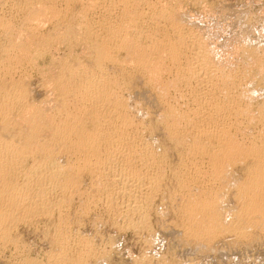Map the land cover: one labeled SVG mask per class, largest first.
Returning a JSON list of instances; mask_svg holds the SVG:
<instances>
[{
    "label": "rangeland",
    "instance_id": "rangeland-1",
    "mask_svg": "<svg viewBox=\"0 0 264 264\" xmlns=\"http://www.w3.org/2000/svg\"><path fill=\"white\" fill-rule=\"evenodd\" d=\"M112 2H111V0H98V1H96V0H62V1L61 0H0V54H1L0 55V57H1L0 58V90H1L0 91V99H1L0 100V109H1L0 110V115H1L0 116V126H1L0 127V135H3V133L7 134L8 132H10V134H11L12 129H13V132H15V133L12 132V137L15 134L16 136L14 135V137H16V139L18 137V139H17L18 141H19V138H22V139H20V141L21 140L23 141L24 136L21 137L20 135L25 134V136H26L27 132H25V131H28V133H29L33 129L35 132L37 131L38 136H40L41 135L39 133L40 131H42L41 133L43 134V130H44L43 126L46 125V128H47V125L51 122V120H54L55 118H57L61 115L58 112L59 111L58 110L59 104L62 105L61 107H63L64 109H67V111H69L71 113L77 112L78 115H80L81 120H83V122L85 124H87L86 126L88 129H90L92 126H95L96 123L97 122L99 123V120H100L101 125H106V124L107 125L109 124V126L114 125V127L117 128L118 131H121L122 128L120 127L121 125H120L119 121H117L115 118H112L113 114L115 113L114 110H116L114 107H112L113 105L110 106V109H109V106L107 108H106V106H103L104 104L99 105L98 107L103 106V107H101V108H103V110L101 109V113H99L100 115H98V117H101V118L100 119L98 118L99 120H97L95 118V116L92 113H90V112H92L91 110L95 109V107H93L94 105L92 106V104H89L88 102L86 104H84L85 103L84 99H82V96L80 95V93L78 91H76V87H75L76 82L75 81H76V78L80 74H82L81 71L85 72V69L89 70V69L95 67V65H96L95 61L96 60H95V53L94 52L96 49H94L95 48L94 46H99L105 42H112L114 40L113 36H111L112 30H114V28L117 29V27L122 29L123 28L122 26H125V27H127V29L128 28L129 29L127 31L125 30L124 38L121 37L119 39L120 40L119 43H118V41H115V43H113V45H115V44H117V45H115V47L112 46V48L110 50V55H109L110 58H108L107 60L105 59V61L103 62L104 67H102V69L104 68L103 72L106 73V75L111 80L116 81L117 88H115L116 86H113L114 92H118L120 90L119 92L121 94H120V96H118V98L124 99V101L126 99V101L124 102V105L126 104L124 111L126 113L128 112L127 116H129L131 118L132 122L134 123V124L133 123L131 124L132 127L129 125L130 127L128 126L129 128L127 127V129H125L126 132L125 131L124 132H125V134L129 133L128 135H130V137L134 135L136 138H134V139L128 138V139H124V140H122L123 138H121V140L118 141V145L121 142L126 141L125 142V144H127L126 147L129 146L131 148V145L134 142L135 143L138 142V144L143 143V144L147 145L146 148H148V150L152 151V153L150 151H144L146 154L144 152H142L140 154V153H138V149H136L137 151L136 152L134 151V153H133L134 156H133V154L128 155V158H127V154L124 155V156H126L125 158H126L127 162L124 161V159H125V158H123L124 156L120 157L121 159H119V162H118V160L116 162H114L112 165L113 166L112 171H111L112 173L110 171H108L112 175H114L113 178L115 179V180H113L114 184H112L113 188L111 187L112 191H113V196H112V194H111V196H109V194L106 196V195H104L106 193L100 191L99 187L101 185H99V184H102V182H101V181H103L102 177L104 176V174L108 173V172H106L107 170H105L102 175L99 174L98 172L97 173L99 175H96V172H95L96 170L94 168V165H95V167H97V164H96L95 160L87 159L88 162H86L87 161L86 159L85 160L81 159V157H79L76 153H75L76 154L75 155L74 152L72 153V152H70V150L68 152V150H67L69 148L68 144H61V145L59 144L58 149L56 151H55V149L52 150V151H54V153H52L53 157H51V159L52 160L55 159L54 161L57 164L64 167L62 169L65 170V172H64L65 175L68 173L67 175L73 176V180L71 179L72 177H69V180L71 179L69 182H73L75 179L76 180H75L74 184L73 183L70 184L68 182L69 186L67 184L66 186H68V187H66V189L64 191L63 190L61 191V189L58 187H53L54 189L50 188L51 186L49 185L50 187H48V184H47V186H43L44 188L48 189L46 191V193H44V194L42 193L46 197L45 198V197H43V195L39 194L38 192L36 193L37 190H35V189L38 188L37 179L36 178L31 179V177H30L29 179L27 178L28 181L25 183L26 186L29 185L28 187L25 186L26 187L25 189H27L28 192L21 195V194H19L18 189L16 190V188L12 187L13 189H11V190H16L18 193L16 191L15 192L12 191L15 195L11 192L13 194L12 196H6L7 198H9V200L6 198L8 201V204L5 203V202H7L5 198H2L4 200H1V198H0V204H1V206H0V214H1L0 215V221H1L0 222V227H1L0 228L1 229L0 230V238H1L0 239V264H33V263L34 264H50L51 261L54 259V257H56L58 255V253L59 254L61 253L60 255H62L64 262L67 264H70L71 262H76L78 260V258H82L83 260H85L84 262L85 263L87 262L86 264H100V263L101 264H185V263L186 264H264V235H263L264 234V232H263L264 226L263 225L261 226V224H260V226H259L260 228L258 229L257 225H259V223H257V222L252 223L250 221H245L247 223H244L243 225L247 226L246 227L247 231L245 230V227L242 228L243 226L240 225L239 226L240 231L237 230L238 234L240 232L242 233L243 230H244V232L242 234H239V235H237L236 231H234L236 233L235 234L232 229L231 230L229 229L230 232H229V230H226L223 233L220 232L221 234L217 233V235H215L216 237H214V238L212 236L210 237V236L205 235V237H202V240H201V238H199L198 239L199 241L197 240V238L190 237L189 235L187 237L186 232L188 231L187 228L190 227V226H188L189 222H186L184 224H182V223L184 222L185 219L188 220L189 218H187L186 215H183L184 213L182 211V207H179V204L183 203L182 200L186 201L189 195H190L189 196L190 199H194L195 196H198V194L200 193L198 191H202V188L200 189L201 183H200V181H197V182L194 181L193 180L194 178H192L193 175L196 173H194L193 171L190 170L192 167L189 166V157H191V156H189V154L191 155V153L189 152L187 154V152L182 151L183 146L175 145V146H177V147H175L174 145H172L170 143V140H168L169 138L167 136V133L164 131L165 129H164V124H163L162 120L164 119V117L168 116L170 105H172V106L175 105L174 107H172V108H175L174 109L175 111L184 112V113L189 112L188 109L190 111L195 110L194 107H196L197 104H199L200 102H201L200 106H203L205 103L203 104L202 99L198 103V98L196 95L198 94L201 97H203L202 95L204 94L205 89H207L208 87L205 88L206 85L204 83H203L204 86L202 83L199 86L198 84L200 82L195 80V79L193 80L191 77L188 76L189 74H187V76H186L187 78L188 77L191 78L190 81H188L189 84H188V82L187 83H185V82L181 83L180 82L181 80L179 79V77H175V76H177V74L174 75V71L176 72V70L174 69L175 68L174 67L175 65L173 62L174 60L169 55L167 50H164L166 52L162 53V54H164L163 56L160 55V56H162V58H160V60L162 59L163 61L161 60V63H156V65L158 64L157 67L160 66L159 64L162 65V66H160L162 68H160V67L158 68L161 70L156 71L158 69H155L156 72L154 74H156V75L151 76V78L148 77V76H150V74L148 72H145L139 66H137L138 64H137L135 59H137L138 57L137 58L134 57V59L131 58L134 54L140 56V54H141L140 49H143V48H141L140 45L143 46L144 44L149 43V41L151 39L157 38V40H154V41H158V42L167 41L169 39H172L171 41H173V40L175 41L176 38H173L175 36L174 33L172 34V31L170 32L171 26H169V23H168L169 21L167 19V16L170 13L169 15L172 14L174 19L178 18L176 21L180 22V25H181V28L183 29V31H185L187 29L186 30L187 34H188V32L191 31L190 35H189L190 38H188L189 37L188 36L187 37L188 39H186V40H188V43L186 42L188 44V48L190 49L189 43H191L190 40L192 39V36L195 35L196 37L197 36L200 37V40L203 41L202 43L203 44L205 43L204 46L205 47L207 46L206 48L209 49V51H208V49L205 48L206 52L209 54L208 55L209 58L211 59L210 62L213 61L212 63L216 64V65L212 64V67L216 66L215 68L213 67L214 71L217 70L216 72H217L218 77L221 74V77H219V78L222 79V81L228 82V80H229V82L231 83L232 80L234 81V80H236V78H237V80L240 78L238 80V83H237L238 85H236L233 88V89H235V88L236 89L235 90L231 89L232 93L237 94L239 92V89L241 90V92H244L245 94L247 93L245 91H248V92L251 91L250 93H247L246 96H245V94H243L244 96L242 94L239 95L240 92L237 95L238 98H239V96H241V97L243 96L242 98L240 97L239 99H243L246 102V103L245 102L243 103L242 100H239L241 105L244 106V104H246V105L250 104L249 106L245 105L247 107V111L249 109V111L246 114L247 117L246 116L232 117L233 119L230 118L231 122H229L230 126L228 125V127L230 129L229 131L231 132L230 134L234 135V136L236 135L235 139L238 140L240 143H243L244 141L246 142L248 140H251L252 138H254L257 135L256 134V133H258L257 131L261 130V126H263L262 121L259 120V117L261 115L259 112L261 110H264V108L260 109V108L264 107V87H263L264 86V54H263L264 53V0H195V1L194 0H128L126 3L129 4L130 6H128V5L126 6L125 5L126 3L124 4V2H122V1L121 2L120 1L119 2L112 1ZM108 3H112V4H108ZM152 6H154V7H152ZM110 7L112 8V10ZM149 7H151V8H149ZM172 7H173V9H172ZM175 8L177 10L179 9L178 12ZM37 9H38V11H37ZM121 9H123V10H121ZM129 9H131V10H129ZM56 10H58L59 12H57ZM53 11H56V12H53ZM79 11L82 13H80ZM124 11L127 12L126 13V15L128 14L127 16L124 13H122ZM159 11L161 14H163V17L166 16L165 17L166 20H165V18H163L161 16ZM153 12L156 14H154ZM40 13H42V14H40ZM55 13H57V14H55ZM177 13H179V14H177ZM36 14H38V15L36 16ZM81 14L83 16L84 15L85 16L83 17ZM122 14H123V16H122ZM51 15H52V17H51ZM136 15L137 16L141 15V16L137 17ZM157 15H159V16H157ZM175 15H177V18ZM119 16L123 17V18H120ZM130 16H133L132 17L133 20L130 21L131 23L129 22ZM151 16H153V17H151ZM192 16H194V17H192ZM31 17H33V18H31ZM36 18H38L39 20ZM125 19L129 23L126 21V24H125V22H124ZM35 20H37V21H35ZM147 20H149V21H147ZM29 21H31V22H29ZM166 21H167V23H166ZM181 21L183 23H181ZM59 22H60V24H59ZM123 23H124V25H123ZM185 23H186V25H185ZM39 24H40V26H39ZM42 24L44 27L42 26ZM66 24H68V25H66ZM106 24H109V25H106ZM111 24H112V26H111ZM118 24H120V27ZM129 24H131V25H129ZM215 25H217V26H215ZM38 26H39V28H38ZM163 26H165V27H163ZM165 28H167L168 30ZM11 29L13 31H11ZM161 29H162V31H161ZM107 30H108V32H107ZM166 30H167V33H166ZM197 31H199V32H197ZM9 32H11V33H9ZM63 32H65V33H63ZM48 33H49V35H48ZM22 34H24V35H22ZM16 36H17V38H16ZM110 36L112 37V39H110L111 38ZM219 36H220V38H218ZM65 37H66V39H65ZM126 37H127V39H126ZM105 38H106V40H104ZM201 38H205L206 40L205 39L203 40ZM26 39H28V40H26ZM15 40H17L18 42ZM121 40H122V44L120 43ZM132 40L136 41L134 43V45L137 43L135 45V47L136 48L140 47V49L134 48V45L132 44L131 47L134 50L132 49V50H130L131 52H129V54L131 53L132 56L131 55L125 56V53L127 54V52H126L127 50L123 46V44L125 42H131ZM138 40H139V42H138ZM44 42H46V44ZM206 42H208V43H206ZM210 42H212V43H210ZM13 43H15V44H13ZM139 43H140V45H138ZM12 44L15 47H13ZM20 44H22V45L20 46ZM35 44H37V45H35ZM119 44H120V47H122V48H119ZM11 47H12V49H10ZM131 47H130V49H131ZM247 48H248V50H247ZM21 49H23L22 52H21ZM38 51H40V52H38ZM133 51H134V53H133ZM146 51H148L147 53H150V54L152 53V52H150L151 50L150 51L146 50ZM2 52H4V53H2ZM11 52H12V55H11ZM111 52H112V54H111ZM153 52L155 53V51H153ZM161 52H163V51H161ZM147 53H146V55H147ZM211 53H213L212 54L213 56L210 55ZM150 54H148V55H150ZM181 54L183 57L182 56L180 57L179 56L180 54H179L178 58H176L175 61L181 63L180 60L182 59V63H184V58H185L184 56L185 55L183 53H181ZM136 55H134V56H136ZM63 57H65V58H63ZM113 57H114V59H112ZM178 59H180V60H178ZM114 60L117 61L118 64H117V62H114ZM132 60H135V61H132ZM249 62H251V63H249ZM252 63H254L255 65H253ZM63 66L65 68H68V69H65ZM248 66L251 68H248ZM69 67L70 68L72 67V70ZM83 67H86V68H83ZM60 68L62 69L61 71H60ZM245 68H247V70ZM75 70L77 72H75ZM64 71H65L66 78L64 75ZM78 71H79V74H78ZM4 72H5V74H4ZM66 72H68V73L70 72V73L68 74ZM71 72H73L75 74L74 75L75 77L74 76L72 77L73 73H71ZM157 72H158V74H157ZM245 72L248 74H246ZM243 73H245L246 75H244ZM222 74L224 75V77H222L223 76ZM69 75H71V76H69ZM236 75H238V76H236ZM58 76H60V77H58ZM61 76L62 77L64 76V77L61 78ZM67 76H68V79H67ZM156 76L157 77L160 76V77L157 78ZM154 77H156V79ZM70 78H72L71 79L72 81L70 80ZM189 78H188V80H189ZM152 79L155 80L156 82L157 81L158 82L156 83ZM169 79H171V81ZM175 79H177L178 81L177 80L175 81ZM223 79H225V80H223ZM64 80H66V81H64ZM47 81L50 82L51 85ZM239 81H240V84H239ZM151 82L154 83V85ZM168 82H170V83H168ZM227 82H222L221 86ZM65 83L67 84V86ZM155 83L157 84V86ZM162 83H164L165 85L163 84L161 86ZM52 84H54V85H52ZM55 84H57V86H55ZM72 84H74V85H72ZM168 84H170V85H168ZM10 85H12V86H10ZM130 85L132 86L131 88H130ZM187 85H189V86H187ZM64 86H65V89H64ZM155 86L157 88L160 87L159 89H161V90L158 91V89ZM163 86H167L169 88L166 89V87H164L166 89L165 90L163 88ZM61 87L63 90L61 89ZM71 87H72V89H71ZM73 88H74V90H73ZM172 88H174V89H172ZM199 88H203L204 91H203V89L200 90ZM237 88H238V91H237ZM163 89L165 92L163 91ZM177 89H179V90H177ZM123 90H125L127 92H124ZM66 91H68V92H66ZM161 91H163V92H161ZM75 92H76V94H75ZM77 92L79 93L80 96L77 95L78 94ZM22 93H24V94H22ZM201 93H203V94H201ZM216 93L218 94V96H221V95H219V93H221L220 91L216 90ZM12 95L14 98L12 97ZM75 95H77V96H75ZM163 95H164V98H162ZM192 96L194 99L192 98ZM248 96H249V98H248ZM250 97H253V99ZM4 98L6 99V101ZM20 98H22V99H20ZM159 98H162V99L159 100ZM244 98L246 100L248 99L249 103ZM12 99H14V100L12 101ZM82 101H84V102L82 103ZM251 101H253V102H251ZM78 102H80L81 105ZM204 102H206V101H204ZM43 104H44V106H43ZM184 105H185V107H184ZM261 105H262V107H261ZM10 106H11V108H10ZM45 106L46 107L49 106V107L46 108ZM56 106H58V107H56ZM127 106H130L131 108L127 107ZM12 107L14 109H12ZM42 108H44V109H42ZM30 109H33V110H30ZM107 109H108V112H107ZM104 110L107 112L106 114H105ZM127 110H129V111H127ZM31 111H32V114H31ZM11 112H12V114H11ZM79 112H81V113L79 114ZM164 112L166 113V115L164 114ZM37 113H38L39 117L37 116ZM258 113L260 115H258ZM47 114H48V116L49 115L50 116L49 117L46 116ZM58 114H60V115H58ZM30 115H31V117H30ZM54 115H57V116H54ZM105 115H107V116L109 115V117H107ZM4 116H6V117H4ZM91 116H92V118H91ZM2 117H4V118H2ZM11 117H12L13 123H12ZM31 118L34 119V121H32ZM52 118H54V119H52ZM105 118L106 119L108 118V119L106 120ZM254 118L256 120H254ZM26 119H28V121H29V119H31V120L28 122ZM43 119H45L46 121H44ZM87 119H89V120H87ZM113 119H115L116 121ZM10 121H11V123H10ZM15 121H17V122H15ZM48 121H50V122H48ZM109 122H111L112 124ZM263 122H264V120H263ZM21 123H23V124H21ZM140 123H142V124H140ZM18 125H19V127H18L19 130L17 128ZM39 125H41L42 127ZM6 127H7V129H6ZM23 127H25V128H23ZM30 127H32V128L30 129ZM38 128H41L43 130L38 131ZM9 129H11V130H9ZM35 129H37V130H35ZM45 130H44L45 135L44 134L43 135H44V138H47L46 131H48V130H46V131ZM19 131H20V135H18ZM21 131L23 134H21ZM10 134H9V136H11ZM43 135H41V136H43ZM41 138L44 140L43 137H39V139H41ZM100 138H101L100 142L102 145V144H104L103 142L106 140V138L105 137H100ZM43 140H40V141H43ZM132 140H134V141H132ZM61 147H63L65 150H63V148H61ZM129 147H128V149L126 148V153L131 151V149ZM112 148L115 149L116 146H114ZM33 151H34V153H33L34 155H32V157H33V159L36 158V160L39 157L43 158L46 155V153H48V152H46L45 149L43 151L40 148H37V150H33ZM137 153L140 154L141 156L138 155ZM42 154H44V155H42ZM144 154L147 156H145ZM153 154H155V157H154V159L150 160V162L151 161L152 162L151 163L147 162L145 159L152 157ZM143 155L145 157H142ZM186 155H188L189 157ZM77 156L79 158H76ZM32 157L29 156L26 159L27 161H25L26 164L22 163L21 168L20 167L17 168L18 172L15 171V174H13V176L15 177V178H13V180L14 181L16 180L15 183H19V184L23 183V181H22L23 178H24V181H26L25 174L28 171L27 168L29 169V167H31L29 165L33 161ZM79 159H80V162H79ZM131 159H133V160L131 161ZM170 159H171V161H170ZM89 160H91V161H89ZM141 160H143V161H141ZM144 161H146V162L144 163ZM94 162H95V164H94ZM129 162H132V163L129 164ZM135 162H136V164H135ZM182 162H184L185 164H188V165H185ZM115 163H116V167H118V168H126V165L128 168L132 167V166L135 168L139 163L142 164V166H140V165L138 166V168L142 167V170H140L141 172L139 171V169L137 167H136V169H138L137 172L141 173L140 176L142 177L140 179V181L138 180V182L140 184H137V185H139V187H140V185L143 186L142 187L143 189H141V187L136 188V184H135V186H133V189L135 191L132 189L133 190L132 192H134L133 197L131 199L132 203L130 201V198H129V200H127V202L130 204L129 207L131 206V204H133V202H135V204H133L130 207L133 210V206L135 205L133 212L129 207L128 208L126 207L127 206L126 204H128L125 202V199L127 198V196L123 195V192H121L122 191L121 187L119 186L122 184L121 182L123 181L122 180L123 177L121 178V175H123V174L120 173L121 170H119L118 168H115ZM146 163H148V164H146ZM117 164H119V165L117 166ZM134 164H135V166H134ZM181 164H184L185 166L182 165L183 166L182 167ZM240 164H241V161L237 163V166H235L236 168L233 167L234 165L231 166V168L232 167L234 168V169L232 168L233 172H231V169H229L230 168V166H229L228 171L230 173L228 171L227 172L229 174L226 172L227 177L225 176L226 178H223L224 181L222 183V186L221 185L218 186L217 190L221 191L222 189L225 188V190L227 191L228 189L234 190L233 188H236V186H237L236 181L231 180L230 178H232V179H234V177L237 178V175H238V177L242 176L240 173L242 172V174H243V167ZM66 165H67V167H66ZM120 165H121V167H120ZM207 166H208V164H206V162H204L203 163V169H206L208 172L206 170H203V169L202 170L205 173L207 172L206 174H209V176L205 175V173L202 171L203 173L201 172V175L202 176L204 175L205 178L210 177V173H209L210 170L208 168L209 166L208 167ZM187 167H188V169H187ZM80 168L82 171L80 170ZM21 169H22V171H21ZM115 169H116V172L114 171ZM93 170H95V171H93ZM187 170H188V172H187ZM23 171H25L26 173H24ZM182 172H183V174H182ZM75 173L76 174L78 173L77 176ZM157 173L159 176H156ZM162 174H164V175H162ZM230 174H232L233 176L235 175V176L230 177L229 176ZM98 176L99 177L101 176V177L99 178ZM143 176H144V178H143ZM116 177L119 179H117ZM93 178H95V179H93ZM157 178H158V180L163 182V184L160 181H157ZM227 178H229L230 181ZM30 179H31V181H30ZM98 179H100V180L102 179L101 181H99V184L97 183ZM143 179H145V180H143ZM186 179L192 180V183H189V184L183 183L184 180H186ZM238 179H240V177ZM81 180H83V181H81ZM150 180H152V181H150ZM154 180L157 182H155ZM32 181H34V182L32 183ZM118 181L119 182L121 181V182L119 183ZM166 181H167V183H166ZM36 182H37V186H36V184L34 185V183H36ZM233 182H235V183H233ZM172 183H173V185H172ZM225 184H227V186L229 188H226L227 186ZM234 184H236V185H234ZM30 185L32 186V188H35V189L31 190ZM117 185H118V188L116 187ZM230 185H231V188H230ZM189 186H191L192 188ZM220 187H222L221 190H220ZM1 188L2 187L0 186V189ZM56 188L58 191L57 190L55 191ZM186 188H187V190H189L190 192H193V193L198 190L197 191L198 194L197 193L193 194V193H190L189 191L186 192ZM92 189L95 191H93ZM119 189L121 191H119ZM195 189H196V191H194ZM51 190H54V191H51ZM140 190H142V191H140ZM69 191L71 192V194ZM226 191L222 190L220 192L221 194H222V192L224 194L223 200H222V196H219L220 193H218V196L221 198V200L218 202L221 203V204H219V207H220V205H221V207L223 205L224 207L226 206L225 207L226 209L231 208L229 211H227L226 209H224V207H222V208L220 207L221 211L223 209L225 210V212L227 211L226 212L227 214L224 211H222V212L225 213V215H227L226 218H225V215H223L224 216L223 219H225L224 223H226V225H228L227 221L230 222V221H232V219H234V223L237 222L236 218H238V215H235L237 217H230V218H228V217L234 216L233 214H234L236 208L238 210L240 208L239 207L240 205H237L238 202L235 203L236 205H234V202H236V201H234L235 198H233L234 197L233 194L235 193V191H231V192L229 190H228L229 192L228 191L226 192ZM67 192H68V194H66ZM74 192H75V194H74ZM171 192H173V193H171ZM179 192H181V193H179ZM183 192L185 194L184 197L182 196ZM79 193H81V194H79ZM84 193H86V194H84ZM100 193L103 195H100ZM121 193H122V195H121ZM135 193H140L141 196L139 194H136V195H138V197L141 200L138 197H137V200H136V198H134V197H136ZM144 193H145V195H144ZM147 193L149 194V196ZM37 194H38V196H37ZM72 194H74V195H72ZM39 195H40V198H38ZM79 195H80V197H79ZM87 195H89V196H87ZM123 196H125V197L123 198ZM24 197H25V199H24ZM95 197H97L98 199ZM181 197L184 199H181ZM12 198L14 200L16 199L15 201H13L14 203H12ZM70 198L72 199V201ZM91 198L94 200H92ZM133 198L136 201H134ZM62 199H64V200H62ZM41 200L42 201L44 200L43 201V202H45V203H43L44 205H46V204L52 205L50 207L48 206L49 209H48V211H46V213L43 211L41 212L39 210L38 204L40 203ZM52 200H53V202H52ZM138 200H139V202H138ZM224 200H226V201H224ZM120 201H121V204H122V202H124L125 204H122L123 206H121ZM171 201H173V202L175 201V202L173 203ZM221 201H223L225 204H222L223 202H221ZM5 204H7V206ZM78 205H79V207H78ZM116 205H118V206L116 207ZM181 205L182 204H180V206ZM107 206L109 207V209H107L108 208ZM233 206H236L234 210H233V208H234ZM21 208H23L24 210H22ZM1 209L2 210L4 209V210L2 211ZM7 209H9L10 211ZM126 210H128L130 212H128ZM5 211H6V213H5ZM198 211L199 210H197V214L199 216L201 214V212L200 211L198 212ZM9 212L12 213V215ZM180 212L183 214H180ZM231 212H232V214H231ZM8 213H9V215H8ZM235 213H238V211ZM118 214H119V216H118ZM197 214H196V216H197ZM16 216H18V217H16ZM138 216H139V218H138ZM183 216L184 217L186 216V218H183ZM140 217H142V218H140ZM182 218H183V221L181 220ZM190 219L189 220L192 221V218H190ZM6 220L8 222L7 224L5 223ZM2 221L5 223V225ZM129 221H131L133 224ZM248 222H250L252 225L250 223L248 224ZM181 224L184 226H182ZM186 224H187V226H186ZM231 224H233V221ZM253 225H255L256 228ZM11 226H13V227H11ZM53 228L55 231L53 230ZM184 228H186V229H184ZM68 229H70V230H68ZM260 229H261V231H260ZM185 230H187V231H185ZM246 232H247V234H245ZM261 232H263V234ZM59 233H60V236L62 235V237L58 236ZM244 234H245V236H244ZM241 235H243V236H241ZM82 236L84 238H82ZM208 237H210V239ZM188 238H190L191 240ZM187 239L189 241H187ZM56 240L59 242H57ZM81 240L82 241L85 240V243H84V241L82 242ZM4 241H5V243H4ZM193 242H194V244H193ZM60 243H62V244L60 245ZM86 243H88V244H86ZM64 248H66V249H64ZM61 250H63V251H61ZM88 250H89V252H88ZM86 251H87V253H85ZM82 252H84V254ZM80 254H83L84 256L82 257ZM87 254H88V256H87ZM97 262H100V263H97ZM85 263H83V264H85Z\"/></svg>",
    "mask_w": 264,
    "mask_h": 264
},
{
    "label": "bare ground",
    "instance_id": "bare-ground-1",
    "mask_svg": "<svg viewBox=\"0 0 264 264\" xmlns=\"http://www.w3.org/2000/svg\"><path fill=\"white\" fill-rule=\"evenodd\" d=\"M62 1V0H61ZM96 1H98V0H96ZM112 1H116V2H124V4L128 1V0H111V2ZM195 1V0H194ZM56 2V1H55ZM65 2V1H64ZM81 2V1H80ZM105 2V1H104ZM39 3V2H38ZM37 3V4H38ZM113 3V2H112ZM112 3H108V4H112ZM148 3V2H147ZM97 4V3H96ZM123 4V3H122ZM175 4V3H174ZM194 4V3H193ZM126 6L128 5V6H130L129 4H125ZM124 5V6H125ZM164 5V4H163ZM179 5V4H178ZM66 6V5H65ZM96 6V5H95ZM114 6V5H113ZM125 6V7H126ZM136 6V5H135ZM139 6V5H138ZM18 7V6H17ZM27 7V6H26ZM67 7V6H66ZM122 7V6H121ZM152 7H154V6H152ZM32 8V7H31ZM94 8V7H93ZM111 8V7H110ZM127 8V7H126ZM147 8V7H146ZM149 8H151V7H149ZM99 9V8H98ZM105 9V8H104ZM142 9V8H141ZM172 9H173V7H172ZM176 9V8H175ZM26 10V9H25ZM83 10V9H82ZM111 10H112V8H111ZM115 10V9H114ZM121 10H123V9H121ZM125 10V9H124ZM129 10H131V9H129ZM177 10V9H176ZM175 10V11H176ZM179 10V9H178ZM178 10H177V12H178ZM184 10V9H183ZM37 11H38V9H37ZM57 12H59L58 10H56ZM56 11H53V12H56ZM81 11V10H80ZM79 11V12H80ZM110 11V10H109ZM127 11V10H126ZM126 11H124V12H122V13H124L125 15H126ZM133 11V10H132ZM164 11V10H163ZM84 12V11H83ZM113 12V11H112ZM146 12V11H145ZM37 13V12H36ZM80 13H82V12H80ZM130 13V12H129ZM147 13V12H146ZM154 13V12H153ZM159 13H160V11H159ZM174 13V12H173ZM176 13V12H175ZM199 13V12H198ZM203 13V12H202ZM40 14H42V13H40ZM54 14V13H53ZM55 14H57V13H55ZM72 14V13H71ZM116 14V13H115ZM132 14V13H131ZM154 14H156V13H154ZM161 14V13H160ZM166 14V13H165ZM168 14V13H167ZM170 14V13H169ZM168 14V16H167V19H168V23H169V26H171V30H170V32L172 31V34L174 33V37L173 38H176L175 39V41L173 40V41H171L172 39H169V40H167V41H160V42H158V41H154V40H157V38L156 39H151L150 41H149V43H146V44H144L143 46L142 45H140V43L138 44V45H140L141 46V48H143V49H140V47H137L138 49H140V51H141V54H140V56H138V55H136V54H134V55H136V56H132L131 55V53L129 54V52H131L130 50H132L133 48L131 47L132 46V44L134 45V43L136 42V41H134V40H132L131 42H125L124 44H123V46L126 48V52H127V54L125 53V56L126 55H131L132 57V59H134V57H138L137 59H135L136 60V62H137V66H139L142 70H144L145 72H148L149 74H150V76H148L149 78H151V76H155L156 74H154L156 71H159V70H161V69H158L160 66H162L161 64H159L160 66L159 67H157V65H156V63H161V60H160V58H162V56L164 55V54H162V53H164V52H166V51H164V50H167L168 51V53H169V55L173 58V62H174V69L176 70V72L174 71V75H176L177 74V76H175V77H179V79L181 80L180 82L182 83V82H185V83H187L188 81H190V79L192 78L193 80L195 79V80H197V81H199L200 83L198 84L199 86H200V84L202 83H204L205 85H206V87L205 88H207V89H205V91H204V89L203 88H199L200 90L201 89H203V91H204V94L203 93H201V94H203L202 96L203 97H201L200 95H196L197 96V98H198V103L201 101V99H202V101H203V106H200V103L199 104H197V106L196 107H194L195 108V110H193V111H190L189 109H188V111L189 112H177V111H175L174 109L175 108H172V107H174V106H172V105H170V108H169V114H168V116H166V117H164V119L162 120V122H163V124H164V131L167 133V136H168V140H170V143L172 144V145H178V146H183V149H182V151H185V152H187V154L190 152L191 153V155L189 154V156H191V157H189L188 155H186V156H188L189 157V166L190 167H192L190 170L191 171H193L194 173H196V174H194L193 175V177L192 178H194L193 180L194 181H200V183H201V187H200V189L202 188V191H198V192H200L199 194H198V192L196 191V189L194 190V191H196V192H190L189 190H187V188H186V192L187 191H189L190 193H193V194H195V193H197L198 194V196H195V198L194 199H190L189 198V196H188V198H187V200L186 201H184V200H182V202L184 203H180V204H182L181 206H180V204H179V207H182V211H183V213H181L180 212V214H183V215H186L187 216V218H192V221H190L189 219L187 220V219H185L184 220V222L182 223V224H184V223H186V222H189L188 223V226H190V227H188L187 229H188V231L187 230H185V231H187L186 232V235H187V237H188V235L190 236V237H194V238H197V240L199 239V238H201V240H202V237H205V235L206 236H212L213 238L214 237H216L215 235H217V233H220V232H224V231H226V230H233V232L234 231H236L237 232V230H239V226L241 225V226H243L242 228H244L245 227V230L247 229L246 227L247 226H244L243 224L244 223H247V222H245V221H250V222H257V223H259V225H257L258 226V229L260 228L259 226H260V224H261V226L263 225L264 226V122H263V118H264V110H261L259 113L261 114H259L258 113V115H260V117H259V120L260 121H262V125L263 126H261V130L260 131H257L258 133H256L257 135L254 137V138H252L251 140H248V141H244L243 143H240L238 140H236L235 139V136L234 135H231L230 133V129H229V127H228V125H229V122H231L230 121V118H232V117H238V116H241V117H243V116H246L247 117V112L249 111V109H248V111H247V105L249 106L250 104H244V106L243 105H241V103H240V101L239 100H242L243 101V103L245 102L243 99H239L241 96H239V98L237 97V95H238V93L240 92V94L239 95H243V94H245L244 92H241V90L239 89V92L237 93V94H233L232 93V91H231V89H233L236 85H238L237 83H238V80L240 79H238L237 80V78H236V80H232L231 81V83L229 82V80H228V82L227 81H222V79H220L219 77H221V74L219 75V77L217 76V70L216 71H214V69H213V67L215 68L216 66H213L212 67V64H214V63H212V62H210V58H209V54L206 52V49H208V48H206L205 46H204V44L202 43L203 41H201L200 40V37H196L194 34V36H192V39L190 40V42L191 43H189V47H190V49L188 48V40H186V39H188V38H190V32H188V34H187V32H186V30L185 31H183V29L181 28V25H180V22H178V21H176L178 18H177V15H175L176 16V18L177 19H174V17L172 16V14L171 15H169ZM177 14H179V13H177ZM3 15V14H2ZM38 14H36V16H37ZM64 15V14H63ZM82 15V14H81ZM121 15V14H120ZM128 15V14H127ZM126 15V16H127ZM182 15V14H181ZM28 16V15H27ZM35 16V17H36ZM49 16V15H48ZM56 16V15H55ZM58 16V15H57ZM83 16V15H82ZM85 16V15H84ZM83 16V17H84ZM117 16V15H116ZM122 16H123V14H122ZM125 16V17H126ZM137 16V15H136ZM141 16V15H140ZM140 16H137V17H140ZM157 16H159V15H157ZM161 16L163 17V14H161ZM39 17V16H38ZM44 17V16H43ZM51 17H52V15H51ZM96 17V16H95ZM120 17V16H119ZM133 16H130V19L132 18ZM151 17H153V16H151ZM166 17V16H165ZM165 17H163V18H165ZM192 17H194V16H192ZM31 18H33V17H31ZM59 18V17H58ZM120 18H123V17H120ZM119 18V19H120ZM128 18V17H127ZM126 18V19H127ZM162 18V19H163ZM182 18V17H181ZM6 19V18H5ZM19 19V18H18ZM36 19H38V18H36ZM54 19V18H53ZM113 19V18H112ZM125 19V24H126V20ZM129 19V22L130 21H132L133 20V18L130 20ZM194 19V18H193ZM23 20V19H22ZM25 20V19H24ZM29 20V19H28ZM32 20V19H31ZM39 20V19H38ZM121 20V19H120ZM123 20V19H122ZM165 20H166V18H165ZM164 20V21H165ZM188 20V19H187ZM195 20V19H194ZM35 21H37V20H35ZM145 21V20H144ZM147 21H149V20H147ZM153 21V20H152ZM183 21V20H182ZM181 21V23H183ZM189 21V20H188ZM29 22H31V21H29ZM41 22V21H40ZM44 22V21H43ZM118 22V21H117ZM123 22V21H122ZM128 22V21H127ZM128 22V23H129ZM135 22V21H134ZM133 22V23H134ZM154 22V21H153ZM187 22V21H186ZM197 22V21H196ZM34 23V22H33ZM39 23V22H38ZM105 23V22H104ZM115 23V22H114ZM131 23V22H130ZM165 23V22H164ZM166 23H167V21H166ZM202 23V22H201ZM217 23V22H216ZM54 24V23H53ZM59 24H60V22H59ZM58 24V25H59ZM69 24V23H68ZM68 24H66V25H68ZM171 24V25H170ZM193 24V23H192ZM6 25V24H5ZM76 25V24H75ZM78 25V24H77ZM106 25H109V24H106ZM115 25V24H114ZM119 25V27H120V24H118ZM123 25H124V23H123ZM128 25V24H127ZM126 25V26H127ZM129 25H131V24H129ZM164 25V24H163ZM185 25H186V23H185ZM23 26V25H22ZM39 26H40V24H39ZM39 26H38V28H39ZM42 26H43V24H42ZM61 26V25H60ZM111 26H112V24H111ZM116 26V25H115ZM122 26V25H121ZM215 26H217V25H215ZM21 27V26H20ZM44 27V26H43ZM80 27V26H79ZM107 27V26H106ZM123 28L121 29V28H118L117 27V29L116 28H114V30H112V35L111 36H113V41L112 42H105V43H103V44H101V45H99V46H94L95 48L94 49H96L95 50V67L94 68H91V69H89V70H86L85 69V72H83V71H81V73L82 74H80L77 78H76V84H75V87H76V91H78L79 93H80V95L82 96V99H84V101H85V103L84 104H86L87 102L89 103V104H92V106L93 107H95V109L94 110H91L92 112H90V113H92L94 116H95V118L97 119V120H99L101 117H98V115H100L99 113H101V109L103 110V108H101V107H103V106H106V108L109 106V109H110V106H112V107H114L116 110H114L115 111V113L113 114V117L112 118H115L117 121H119V123H120V127L122 128V130L121 131H118V129L117 128H115L114 127V125H110L109 126V124L107 125H101L100 124V120H99V123L97 122L96 123V125L95 126H92L90 129H88L87 128V124H85L84 122H83V120H81V117H80V115H78V113L77 112H69V111H67V109H64L63 107H61L62 105H58L59 106V108H58V112L61 114H58V115H60L59 117H57V118H52V119H54V120H51V122L50 121H48V122H50L48 125H47V128H46V125L45 126H43L44 127V130L46 129V130H48V131H46V135H47V138H44V130L43 129H41V128H38V131H40V130H43V134L41 133L42 131H40L39 133L41 134V135H43V136H38V133H37V131L35 132L33 129L28 133V131H25V132H27V135L25 136V134L24 135H20V131H19V133H18V135H20L21 137L22 136H24L23 137V141L21 140L20 141V139H22V138H19V141L17 140L18 139V137H17V139H16V137H14V135H13V137H12V132H13V129H12V132H11V134H10V132H8L11 136H9V134L7 133V134H4L3 132V135H0V186L2 187L1 189H0V198H1V200H4V199H2V198H7L6 196H12L14 193L12 192V191H16L17 189H18V192H19V194H24V193H26V192H28L27 191V189H25L26 187H28V186H26V182L28 181L27 180V178L29 179L30 177H31V179L32 178H36L37 179V181H38V188H32V186H31V190L32 189H35V190H37L36 191V193L38 192L39 194H41V195H43L44 193H46V191L48 190V189H46V188H44L43 186H47V184H48V187H50V188H53V187H58V188H60L61 189V191L63 190H65L66 189V187H68L69 186V184H68V182L72 179L73 180V176H71V175H65V170L64 169H62V168H64L63 166H61V165H59V164H57L54 160H52L51 159V157H53L52 156V153H54V151H52L53 149H55V151L58 149V145L60 144H68L69 145V148L67 149L68 150V152H69V150H70V152H74V154L76 153L79 157H81V159H83V160H87V159H93V160H95V162H96V164H97V167H95V165H94V168H95V170H93V171H95L96 172V175H99V174H103L104 173V171L105 170H107L106 172H108V171H112V165H113V163L114 162H116L117 160H118V162H119V159H121L120 157H122V156H124V155H126L127 154V158H128V155H132L133 153H134V151L136 152L137 150L136 149H138V153H142V152H144V151H150L151 153H152V151L151 150H148V148H146V146L147 145H145V144H143V143H139L138 144V142L137 143H133L132 145H131V148L129 147V146H127L126 147V145L127 144H125V142H121L119 145H118V141H120L121 140V138H123L122 140H124V139H130V138H136L134 135L133 136H131L130 137V135H128L129 133H126L125 134V132H126V130L125 129H127V127L130 125L131 126V124L133 123L132 122V120H131V118L129 117V116H127V113L124 111V109H125V105H124V102L126 101V99H125V101H124V99H121V98H118V96H120V90L118 91V92H114V89H113V86H116V81L115 80H111L107 75H106V73H104L103 72V69H102V67H104L103 66V62L105 61V59L107 60L108 58H110V50H111V48H112V46L113 47H115V45H117V44H115V45H113V43H115V41H118V43H119V39L121 38V37H123L124 38V33H125V30L127 31L128 29H127V27H125V26H122ZM130 27V26H129ZM163 27H165V26H163ZM188 27V26H187ZM186 27V28H187ZM196 27V26H195ZM14 28V27H13ZM12 28V29H13ZM71 28V27H70ZM75 28V27H74ZM108 28V27H107ZM126 28V29H125ZM156 28V27H155ZM162 28V27H161ZM184 28V27H183ZM213 28V27H212ZM5 29V28H4ZM10 29V28H9ZM11 29V31H13ZM33 29V28H32ZM41 29V28H40ZM56 29V28H55ZM58 29V28H57ZM80 29V28H79ZM113 29V28H112ZM132 29V28H131ZM136 29V28H135ZM157 29V28H156ZM165 29H167V28H165ZM209 29V28H208ZM217 29V28H216ZM15 30V29H14ZM29 30V29H28ZM36 30V29H35ZM67 30V29H66ZM72 30V29H71ZM91 30V29H90ZM168 30V29H167ZM167 30H166V33H167ZM18 31V30H17ZM111 31V30H110ZM109 31V32H110ZM131 31V30H130ZM145 31V30H144ZM161 31H162V29H161ZM59 32V31H58ZM100 32V31H99ZM107 32H108V30H107ZM197 32H199V31H197ZM209 32V31H208ZM9 33H11V32H9ZM13 33V32H12ZM22 33V32H21ZM63 33H65V32H63ZM89 33V32H88ZM94 33V32H93ZM128 33V32H127ZM153 33V32H152ZM224 33V32H223ZM15 34V33H14ZM53 34V33H52ZM59 34V33H58ZM69 34V33H68ZM86 34V33H85ZM147 34V33H146ZM155 34V33H154ZM165 34V33H164ZM187 34V35H186ZM201 34V33H200ZM19 35V34H18ZM22 35H24V34H22ZM34 35V34H33ZM32 35V36H33ZM48 35H49V33H48ZM54 35V34H53ZM60 35V34H59ZM101 35V34H100ZM138 35V34H137ZM140 35V34H139ZM162 35V34H161ZM169 35V34H168ZM167 35V36H168ZM192 35V34H191ZM66 36V35H65ZM68 36V35H67ZM72 36V35H71ZM75 36V35H74ZM110 36V37H111ZM126 36V35H125ZM153 36V35H152ZM189 36V37H188ZM52 37V36H51ZM96 37V36H95ZM169 37V36H168ZM188 37V38H187ZM10 38V37H9ZM16 38H17V36H16ZM50 38V37H49ZM82 38V37H81ZM84 38V37H83ZM122 38V39H123ZM132 38V37H131ZM149 38V37H148ZM172 38V37H171ZM206 38V37H205ZM205 38H201V39H205ZM218 38H220V36L218 37ZM19 39V38H18ZM57 39V38H56ZM65 39H66V37H65ZM88 39V38H87ZM102 39V38H101ZM110 39H112V37L110 38ZM126 39H127V37H126ZM130 39V38H129ZM140 39V38H139ZM167 39V38H166ZM26 40H28V39H26ZM30 40V39H29ZM83 40V39H82ZM86 40V39H85ZM104 40H106V38L104 39ZM206 40V39H205ZM15 41H17V40H15ZM38 41V40H37ZM46 41V40H45ZM65 41V40H64ZM67 41V40H66ZM75 41V40H74ZM103 41V40H102ZM128 41V40H127ZM147 41V40H146ZM18 42V41H17ZM78 42V41H77ZM85 42V41H84ZM97 42V41H96ZM138 42H139V40H138ZM187 42V43H186ZM26 43V42H25ZM45 44H46V42H44ZM121 44H122V40H121V42H120ZM206 43H208V42H206ZM210 43H212V42H210ZM3 44V43H2ZM11 44V43H10ZM13 44H15V43H13ZM12 44V45H13ZM99 44V43H98ZM137 44V43H136ZM135 44V45H136ZM187 44V45H186ZM22 44H20V46H21ZM24 45V44H23ZM31 45V44H30ZM35 45H37V44H35ZM42 45V44H41ZM87 45V44H86ZM135 45H134V48H136L135 47ZM137 45V46H138ZM207 45V44H206ZM243 45V44H242ZM10 46V45H9ZM45 46V45H44ZM43 46V47H44ZM93 46V45H92ZM122 46V45H121ZM13 47H15L14 45H13ZM23 47V46H22ZM21 47V48H22ZM37 47V46H36ZM87 47V46H86ZM118 47V46H117ZM123 47V48H124ZM130 47H131V49H130ZM219 47V46H218ZM224 47V46H223ZM247 47V46H246ZM27 48V47H26ZM38 48V47H37ZM119 48H122V47H120V44H119ZM136 48V49H137ZM206 48V49H205ZM210 48V47H209ZM10 49H12V47L10 48ZM14 49V48H13ZM16 49V48H15ZM30 49V48H29ZM93 49V50H94ZM223 49V48H222ZM22 50L23 49H21V52H22ZM114 50V49H113ZM121 50V49H120ZM119 50V51H120ZM134 50V49H133ZM146 50H151L150 52H152L151 54L150 53H147L148 51H146ZM211 50V49H210ZM224 50V49H223ZM247 50H248V48H247ZM20 51V50H19ZM48 51V50H47ZM55 51V50H54ZM145 51V52H144ZM153 51H155V53L153 52ZM161 51H163V52H161ZM182 51V52H181ZM208 51H209V49H208ZM238 51V50H237ZM7 52V51H6ZM20 52V53H21ZM38 52H40V51H38ZM183 53L185 56V58H184V63H182V59L180 60V59H178V60H180V62L181 63H179V62H176L175 60H176V58H178V55L181 57L182 56V54L181 53ZM223 52V51H222ZM2 53H4V52H2ZM133 53H134V51H133ZM132 53V54H133ZM146 53H147V55H146ZM243 53V52H242ZM15 54V53H14ZM24 54V53H23ZM63 54V53H62ZM85 54V53H84ZM88 54V53H87ZM111 54H112V52H111ZM114 54V53H113ZM148 54H150V55H148ZM213 53H211L210 55H212ZM264 54V53H263ZM1 55V54H0ZM11 55H12V52H11ZM42 55V54H41ZM91 55V54H90ZM93 55V54H92ZM118 55V54H117ZM160 55H162V56H160ZM257 55V54H256ZM23 56V55H22ZM124 56V57H125ZM166 56V55H165ZM213 56V55H212ZM224 56V55H223ZM227 56V55H226ZM7 57V56H6ZM12 57V56H11ZM40 57V56H39ZM123 57V58H124ZM183 57V56H182ZM255 57V56H254ZM1 58V57H0ZM15 58V57H14ZM63 58H65V57H63ZM212 58V57H211ZM223 58V57H222ZM240 58V57H239ZM9 59V58H8ZM24 59V58H23ZM60 59V58H59ZM112 59H114V57L112 58ZM213 59V58H212ZM221 59V58H220ZM252 59V58H251ZM92 60V59H91ZM135 60H132V61H135ZM177 60V61H178ZM259 60V59H258ZM261 60V59H260ZM5 61V60H4ZM16 61V60H15ZM19 61V60H18ZM89 61V60H88ZM123 61V60H122ZM131 61V60H130ZM163 61V60H162ZM216 61V60H215ZM226 61V60H225ZM250 61V60H249ZM254 61V60H253ZM21 62V61H20ZM64 62V61H63ZM84 62V61H83ZM114 62H117V61H115L114 60ZM121 62V61H120ZM2 63V62H1ZM135 63V62H134ZM217 63V62H216ZM249 63H251V62H249ZM94 64V63H93ZM117 64H118V62H117ZM120 64V63H119ZM128 64V63H127ZM131 64V63H130ZM226 64V63H225ZM229 64V63H228ZM253 65H255L254 63H252ZM258 64V63H257ZM261 64V63H260ZM9 65V64H8ZM84 65V64H83ZM87 65V64H86ZM108 65V64H107ZM121 65V64H120ZM133 65V64H132ZM135 65V66H136ZM214 65H216V64H214ZM252 65V66H253ZM93 66V65H92ZM166 66V65H165ZM218 66V65H217ZM225 66V65H224ZM250 66V65H249ZM248 66V68H251V67H249ZM64 67V66H63ZM164 67V66H163ZM171 67V66H170ZM231 67V66H230ZM43 68V67H42ZM65 68V67H64ZM70 68V67H69ZM83 68H86V67H83ZM90 68V67H89ZM108 68V67H107ZM160 68H162V67H160ZM222 68V67H221ZM225 68V67H224ZM257 68V67H256ZM255 68V69H256ZM3 69V68H2ZM65 69H68V68H65ZM71 70H72V67L70 68ZM69 69V70H70ZM76 69V68H75ZM121 69V68H120ZM155 69H158V70H156L155 71ZM168 69V68H167ZM218 69V68H217ZM220 69V68H219ZM246 70H247V68H245ZM52 70V69H51ZM62 69L60 68V71H61ZM68 70V71H69ZM74 70V69H73ZM77 70V69H76ZM75 70V72H77ZM82 70V69H81ZM262 70V69H261ZM2 71V70H1ZM80 71V70H79ZM79 71H78V74H79ZM98 71V72H97ZM169 71V70H168ZM245 71V70H244ZM7 72V71H6ZM51 72V71H50ZM119 72V71H118ZM216 72V73H215ZM236 72V71H235ZM248 72V71H247ZM48 73V72H47ZM60 73V72H59ZM66 73H68V72H66ZM70 73V72H69ZM68 73V74H69ZM71 73H73V72H71ZM163 73V72H162ZM220 73V72H219ZM229 73V72H228ZM246 73V72H245ZM243 73L244 75H246V74H248V73ZM252 73V72H251ZM4 74H5V72H4ZM53 74V73H52ZM51 74V75H52ZM62 74V73H61ZM147 74V73H146ZM157 74H158V72H157ZM165 74V73H164ZM187 74H189L188 76L189 77H191V78H189V80H188V78L186 77L187 76ZM227 74V73H226ZM225 74V75H226ZM253 74V73H252ZM64 75H65V71H64ZM75 74L73 73V75H72V77L74 76ZM141 75V74H140ZM161 75V74H160ZM223 75V74H222ZM69 76H71V75H69ZM77 76V75H76ZM227 76V75H226ZM236 76H238V75H236ZM241 76V75H240ZM243 76V75H242ZM11 77V76H10ZM54 77V76H53ZM58 77H60V76H58ZM64 77V76H63ZM62 76H61V78H63ZM75 77V76H74ZM157 77V76H156ZM156 77H154L155 79H156ZM158 77H160V76H158ZM157 77V78H158ZM162 77V76H161ZM222 77H224V75L222 76ZM7 78V77H6ZM65 78H66V75H65ZM153 78V77H152ZM228 78V77H227ZM59 79V78H58ZM67 79H68V76H67ZM66 79V80H67ZM72 78H70V80H71ZM74 79V78H73ZM119 79V78H118ZM178 79V78H177ZM177 79H175V81L177 80ZM246 79V78H245ZM66 80H64V81H66ZM75 80V79H74ZM153 80V79H152ZM170 81H171V79H169ZM168 80V81H169ZM221 80V81H220ZM223 80H225V79H223ZM255 80V79H254ZM261 80V79H260ZM10 81V80H9ZM72 81V80H71ZM70 81V82H71ZM118 81V80H117ZM151 81V80H150ZM149 81V82H150ZM153 81H155V80H153ZM152 81V82H153ZM174 81V82H175ZM178 81V80H177ZM4 82V81H3ZM17 82V81H16ZM48 82V81H47ZM69 82V81H68ZM67 82V83H68ZM74 82V81H73ZM72 82V83H73ZM123 82V81H122ZM137 82V81H136ZM148 82V81H147ZM151 82V83H152ZM156 82V81H155ZM158 82V81H157ZM156 82V83H157ZM160 82V81H159ZM163 82V81H162ZM195 82V81H194ZM222 82H227V83H225L224 85H222L221 86V83ZM5 83V82H4ZM9 83V82H8ZM11 83V82H10ZM48 83H50V82H48ZM118 83V82H117ZM155 83V84H156ZM168 83H170V82H168ZM179 83V82H178ZM197 83V82H196ZM255 83V82H254ZM58 84V83H57ZM57 84H55V86H57ZM64 84V83H63ZM66 84V83H65ZM71 84V83H70ZM130 84V83H129ZM153 85H154V83H152ZM159 84V83H158ZM164 83H162L161 84V86L163 85ZM167 84V83H166ZM188 84H189V82H188ZM192 84V83H191ZM204 84H203V86H204ZM220 84V85H219ZM239 84H240V81H239ZM49 85V84H48ZM50 85H51V83H50ZM52 85H54V84H52ZM72 85H74V84H72ZM121 85V84H120ZM132 85V84H131ZM130 85V88L132 87ZM135 85V84H134ZM160 85V84H159ZM165 85V84H164ZM168 85H170V84H168ZM167 85V86H168ZM10 86H12V85H10ZM17 86V85H16ZM66 86H67V84H66ZM156 86H157V84H156ZM155 86V87H156ZM167 86H163V88L164 87H166V89L167 88H169V87H167ZM187 86H189V85H187ZM202 86V85H201ZM263 86V85H262ZM179 87V86H178ZM264 87V86H263ZM4 88V87H3ZM68 88V87H67ZM66 88V89H67ZM70 88V87H69ZM115 88H117V86L115 87ZM157 88V87H156ZM160 88V87H159ZM159 88H157L158 89V91L159 90H161V89H159ZM171 88V87H170ZM17 89V88H16ZM61 89H62V87H61ZM64 89H65V86H64ZM71 89H72V87H71ZM165 89V88H164ZM164 89H163V91H164ZM165 89V90H166ZM172 89H174V88H172ZM176 89V88H175ZM236 89V88H235ZM235 89H233V90H235ZM4 90V89H3ZM14 90V89H13ZM25 90V89H24ZM63 90V89H62ZM73 90H74V88H73ZM177 90H179V89H177ZM193 90V89H192ZM216 90L217 91H220L221 93H219V95H221V96H218V94L216 93ZM243 90V89H242ZM247 90V89H246ZM1 91V90H0ZM26 91V90H25ZM24 91V92H25ZM65 91V90H64ZM69 91V90H68ZM68 91H66V92H68ZM72 91V90H71ZM124 92H127V91H125V90H123ZM163 91H161V92H163ZM176 91V90H175ZM237 91H238V88H237ZM244 91V90H243ZM21 92V91H20ZM74 92V91H73ZM72 92V93H73ZM77 92V93H78ZM160 92V93H161ZM165 92V91H164ZM178 92V91H177ZM202 92V91H201ZM235 92V91H234ZM245 92H247V93H250V92H248V91H245ZM11 93V92H10ZM26 93V92H25ZM79 93L77 94V95H79ZM123 93V92H122ZM246 93V94H247ZM22 94H24V93H22ZM64 94V93H63ZM75 94H76V92H75ZM163 94V93H162ZM165 94V93H164ZM167 94V93H166ZM246 94H245V96H246ZM7 95V94H6ZM65 95V94H64ZM67 95V94H66ZM77 95H75V96H77ZM79 95V96H80ZM160 95V94H159ZM181 95V94H180ZM249 95V94H248ZM252 95V94H251ZM9 96V95H8ZM21 96V95H20ZM49 96V95H48ZM51 96V95H50ZM157 96V95H156ZM162 96V95H161ZM244 96V95H243ZM242 96V97H243ZM253 96V95H252ZM3 97V96H2ZM12 97H13V95H12ZM56 97V96H55ZM72 97V96H71ZM171 97V96H170ZM190 97V96H189ZM195 97V96H194ZM241 97V98H242ZM262 97V96H261ZM6 98V97H5ZM4 98V99H5ZM14 98V97H13ZM50 98V97H49ZM57 98V97H56ZM75 98V97H74ZM162 98H164V95H163V97ZM162 98H159V100L160 99H162ZM181 98V97H180ZM184 98V97H183ZM192 98H193V96H192ZM246 98V97H245ZM244 98V99H245ZM248 98H249V96H248ZM250 98H252L253 99V97H250ZM3 99V98H2ZM20 99H22V98H20ZM61 99V98H60ZM71 99V98H70ZM86 99V100H85ZM186 99V98H185ZM194 99V98H193ZM200 99V100H199ZM1 100V99H0ZM14 99H12V101H13ZM50 100V99H49ZM55 100V99H54ZM76 100V99H75ZM157 100V99H156ZM171 100V99H170ZM173 100V99H172ZM176 100V99H175ZM196 100V99H195ZM246 100V99H245ZM5 101H6V99H5ZM4 101V102H5ZM18 101V100H17ZM21 101V100H20ZM84 101H82V103L84 102ZM204 101H206V102H204ZM248 103H249V100L247 99L246 100ZM53 102V101H52ZM51 102V103H52ZM67 102V101H66ZM176 102V101H175ZM251 102H253V101H251ZM9 103V102H8ZM25 103V102H24ZM27 103V102H26ZM29 103V102H28ZM31 103V102H30ZM40 103V102H39ZM79 104H80V102H78ZM188 103V102H187ZM194 103V102H193ZM246 103V102H245ZM23 104V103H22ZM65 104V103H64ZM68 104V103H67ZM74 104V103H73ZM104 104V105H103ZM138 104V103H137ZM177 104V103H176ZM192 104V103H191ZM253 104V103H252ZM9 105V104H8ZM13 105V104H12ZM36 105V104H35ZM38 105V104H37ZM55 105V104H54ZM66 105V104H65ZM81 105V104H80ZM99 105H103V106H100V107H98ZM164 105V104H163ZM167 105V104H166ZM178 105V104H177ZM246 105V106H245ZM34 106V105H33ZM41 106V105H40ZM43 106H44V104H43ZM58 106H56V107H58ZM72 106V105H71ZM78 106V105H77ZM86 106V105H85ZM91 106V105H90ZM137 106V105H136ZM182 106V105H181ZM9 107V106H8ZM14 107V106H13ZM12 107V109H14ZM27 107V106H26ZM39 107V106H38ZM46 107V106H45ZM49 107V106H48ZM48 107H46V108H48ZM52 107V106H51ZM65 107V106H64ZM68 107V106H67ZM127 107H130V106H127ZM184 107H185V105H184ZM261 107H262V105H261ZM10 108H11V106H10ZM18 108V107H17ZM20 108V107H19ZM23 108V107H22ZM33 108V107H32ZM78 108V107H77ZM76 108V109H77ZM83 108V107H82ZM131 108V107H130ZM249 108V107H248ZM260 108V107H259ZM264 107H262V108H260V109H263ZM21 109V108H20ZM42 109H44V108H42ZM56 109V108H55ZM88 109V108H87ZM91 109V108H90ZM179 109V108H178ZM177 109V110H178ZM193 109V108H192ZM1 110V109H0ZM22 110V109H21ZM20 110V111H21ZM30 110H33V109H30ZM39 110V109H38ZM54 110V109H53ZM81 110V109H80ZM148 110V109H147ZM151 110V109H150ZM259 110V109H258ZM3 111V110H2ZM7 111V110H6ZM5 111V112H6ZM44 111V110H43ZM72 111V110H71ZM78 111V110H77ZM84 111V110H83ZM94 111V112H93ZM113 111V112H114ZM127 111H129V110H127ZM8 112V111H7ZM10 112V111H9ZM22 112V111H21ZM41 112V111H40ZM57 112V113H58ZM85 112V111H84ZM83 112V113H84ZM104 112H105V114L108 112V109H107V112L104 110ZM112 112V111H111ZM2 113V112H1ZM45 113V112H44ZM81 112H79V114H80ZM141 113V112H140ZM252 113V112H251ZM11 114H12V112H11ZM29 114V113H28ZM31 114H32V111H31ZM34 114V113H33ZM46 114V113H45ZM44 114V115H45ZM87 114V113H86ZM109 114V113H108ZM160 114V113H159ZM164 114L166 115V113L164 112ZM163 114V115H164ZM3 115V114H2ZM6 115V114H5ZM22 115V114H21ZM153 115V114H152ZM162 115V116H163ZM250 115V114H249ZM1 116V115H0ZM9 116V115H8ZM35 116V115H34ZM37 116H38V113H37ZM46 116H48V114L46 115ZM50 116V115H49ZM48 116V117H49ZM54 116H57V115H54ZM102 116V115H101ZM105 116H107V115H105ZM155 116V115H154ZM4 117H6V116H4ZM4 117H2V118H4ZM19 117V116H18ZM26 117V116H25ZM30 117H31V115H30ZM39 117V116H38ZM107 117H109V115L107 116ZM111 117V116H110ZM129 117V118H128ZM133 117V116H132ZM254 117V116H253ZM34 118V117H33ZM91 118H92V116H91ZM94 118V119H95ZM99 118V119H98ZM163 118V117H162ZM24 119V118H23ZM32 119V118H31ZM31 119H29V121L31 120ZM48 119V118H47ZM86 119V118H85ZM106 119V118H105ZM108 119V118H107ZM106 119V120H107ZM110 119V118H109ZM115 119H113V120H115ZM233 119V118H232ZM249 119V118H248ZM2 120V119H1ZM7 120V119H6ZM11 120H12V117H11ZM27 121H28V119H26ZM44 121H46L45 119H43ZM87 120H89V119H87ZM104 120V119H103ZM115 120V121H116ZM161 120V119H160ZM254 120H256L255 118H254ZM18 121V120H17ZM17 121H15V122H17ZM28 121V122H29ZM32 121H34V119H32ZM85 121V120H84ZM96 121V120H95ZM105 121V120H104ZM249 121V120H248ZM2 122V121H1ZM26 122V121H25ZM86 122V121H85ZM152 122V121H151ZM161 122V123H162ZM244 122V121H243ZM10 123H11V121H10ZM12 123H13V120H12ZM19 123V122H18ZM109 123H111V122H109ZM116 123V122H115ZM139 123V122H138ZM234 123V122H233ZM247 123V122H246ZM251 123V122H250ZM21 124H23V123H21ZM33 124V123H32ZM92 124V123H91ZM105 124V123H104ZM112 124V123H111ZM134 124V123H133ZM140 124H142V123H140ZM232 124V123H231ZM259 124V123H258ZM34 125V124H33ZM117 125V124H116ZM150 125V124H149ZM242 125V124H241ZM11 126V125H10ZM9 126V127H10ZM21 126V125H20ZM23 126V125H22ZM30 126V125H29ZM39 126H41V125H39ZM129 126V127H130ZM152 126V125H151ZM230 126V125H229ZM232 126V125H231ZM240 126V125H239ZM1 127V126H0ZM19 127V125L17 126V128ZM42 127V126H41ZM89 127V126H88ZM117 127V126H116ZM128 127V128H129ZM132 127V126H131ZM142 127V126H141ZM162 127V126H161ZM255 127V126H254ZM23 128H25V127H23ZM32 127H30V129H31ZM157 128V127H156ZM159 128V127H158ZM232 128V127H231ZM6 129H7V127H6ZM21 129V128H20ZM117 129V130H116ZM9 130H11V129H9ZM18 130H19V128H18ZM28 130V129H27ZM35 130H37V129H35ZM156 130V129H155ZM161 130V129H160ZM125 131V132H124ZM130 131V130H129ZM133 131V130H132ZM163 131V132H164ZM6 132V131H5ZM136 132V131H135ZM151 132V131H150ZM237 132V131H236ZM13 133H15V132H13ZM16 133V134H17ZM50 133V134H49ZM241 133V132H240ZM243 133V132H242ZM250 133V132H249ZM252 133V132H251ZM21 134H23L22 133V131H21ZM163 134V133H162ZM236 134V133H235ZM132 135V134H131ZM153 135V134H152ZM165 135V134H164ZM16 136V135H15ZM19 136V137H20ZM234 136V137H233ZM245 136V135H244ZM243 136V137H244ZM39 137H43L44 138V140L41 138V139H39ZM46 137V136H45ZM100 137H105L106 138V142L104 141L103 143L104 144H102L101 145V138ZM154 137V136H153ZM253 137V136H252ZM108 139V140H107ZM155 139V138H154ZM40 140H43V141H40ZM161 140V139H160ZM167 140V141H168ZM132 141H134V140H132ZM145 141V140H144ZM243 141V140H242ZM54 142V143H53ZM130 142V141H129ZM147 142V141H146ZM169 142V141H168ZM128 143V142H127ZM131 143V142H130ZM149 143V142H148ZM152 144V143H151ZM114 146H116V148L114 149V148H112V147H114ZM66 147V146H65ZM128 147L131 149V151H129V152H127L126 153V148L128 149ZM166 147V146H165ZM175 147H177V146H175ZM37 148H40V149H42L43 151H44V149L46 150V152H48V153H46V155L43 157V158H37V160H36V158L35 159H33V157H32V155H34L33 153H34V151L33 150H37ZM61 148H63V147H61ZM162 148V147H161ZM173 148V147H172ZM63 150H65L64 148H63ZM66 150V151H67ZM128 151V150H127ZM176 151V150H175ZM60 152V151H59ZM65 152V151H64ZM181 152V151H180ZM38 153V152H37ZM45 153V152H44ZM57 153V152H56ZM61 153V152H60ZM137 153V154H138ZM145 153V152H144ZM148 153V152H147ZM164 153V152H163ZM169 153V152H168ZM182 153V152H181ZM73 154V155H74ZM75 154V155H76ZM136 154V155H137ZM140 154H138V155H140ZM146 154V153H145ZM144 154V155H145ZM150 154V153H149ZM184 154V153H183ZM42 155H44V154H42ZM74 155V156H75ZM142 156V157H145V156H147V155H145V156ZM154 155V156H153ZM152 155V157H150V158H146L145 160L147 161V162H150V160H152V159H154V157H155V154H153ZM158 155V154H157ZM29 156H31L32 157V163H30V165L29 166H31V167H29V169L27 168V173L25 172V171H23L24 173H26L25 174V179H26V181H24V178H23V183H15V181L13 180V178H15L14 176H13V174H15V171H17V168H21V165H22V163H24V164H26L25 163V161H27L26 159L29 157ZM76 157V158H79V157ZM133 156H134V154H133ZM132 156V157H133ZM141 156V155H140ZM139 156V157H140ZM58 157V156H57ZM126 156H124L123 158H125ZM131 157V158H132ZM163 157V156H162ZM75 158V157H74ZM75 158V159H76ZM134 158V157H133ZM39 159V160H38ZM60 159V158H59ZM163 159V158H162ZM165 159V158H164ZM66 160V159H65ZM133 159H131V161H132ZM137 160V159H136ZM160 160V159H159ZM89 161H91V160H89ZM124 161H126V158L124 159ZM123 161V162H124ZM141 161H143V160H141ZM146 161H144V163L146 162ZM170 161H171V159H170ZM241 161V166L243 167V174H242V172L240 173L242 176H239L240 177V179H238L239 177H238V175H237V178H235L232 174H230L229 176L231 177V176H233L234 177V179H232V178H230L231 180H234V181H236V184H237V186H236V188H233L234 190H231V189H228L230 192L231 191H235V193L233 194L234 195V197L233 198H235L234 199V201H236V202H234V205H236L235 203H237L238 202V204L237 205H240L239 207V209L237 210V208H236V210L238 211V213H235V212H237L236 210H235V212H234V216H229L228 218H230V217H237V216H235V215H238V218H236V223H234V219H232V221H233V224H231L232 223V221H227L228 223V225H226V223H224L225 222V219H223L224 218V216L223 215H225V213L227 212V211H229L230 209H226L223 205H222V207H224V209H226L227 211L225 212V210L223 209L222 211H224L225 213H223L222 211H221V209H220V207H221V205H220V207H219V204H221V203H219L218 201H220L221 200V198L219 197V196H222V200H223V196H224V194H223V192H222V194L220 193L222 190H224V191H226L225 190V188L224 189H222V187H220V190L221 191H219V190H217V188H218V186H222V183H223V178H226L227 177V173L229 172L228 171V168H229V166H230V168L229 169H231V172H233V170H232V168L233 167H235V166H237V163L238 162H240ZM79 162H80V159H79ZM86 162H88V160L86 161ZM95 162H94V164H95ZM117 162V163H118ZM122 162V163H123ZM127 162V161H126ZM139 162V161H138ZM152 162V161H151ZM150 162V163H151ZM204 162H206V164H208V168H209V170H210V177L208 178H205L204 177V175L202 176L201 175V172L203 171V170H206V169H203V163ZM92 163V162H91ZM121 163V164H122ZM132 162H129V164H131ZM142 163V162H141ZM182 163H184V162H182ZM62 164V163H61ZM135 164H136V162H135ZM135 164H134V166H135ZM138 164V163H137ZM143 164V163H142ZM142 164H138L136 167L138 168V166L140 165V166H142ZM146 164H148V163H146ZM157 164V163H156ZM185 164V163H184ZM184 164H181V166L182 165H184ZM119 164H117V166H118ZM159 165V164H158ZM166 165V164H165ZM173 165V164H172ZM180 165V164H179ZM185 165H188V164H185ZM184 165V166H185ZM232 165H234L232 168H231V166ZM132 166V165H131ZM25 167V166H24ZM66 167H67V165H66ZM120 167H121V165H120ZM136 167L134 168L133 166L132 167H127V165H126V168H118V167H116V163H115V168H118L119 170H121V174H123V175H121V178H122V186L121 185H119L120 187H121V190L119 189V191H121V192H123V195H125V196H127V198L125 199V202L126 203H128L127 202V200H129V198H130V201H131V199H132V197H133V193L134 192H132L134 189H133V186H135V184H136V188L137 187H139V185H137V184H140L139 182H138V180L140 181V179L142 178L141 176H140V174L141 173H139V172H137L138 171V169H139V171L140 170H142V167L140 168H138V169H136ZM165 167V166H164ZM183 167V166H182ZM71 168V167H70ZM172 168V167H171ZM236 168V167H235ZM91 169V168H90ZM136 169V170H135ZM152 169V168H151ZM187 169H188V167H187ZM203 169V170H202ZM234 169V168H233ZM79 170V169H78ZM80 170H81V168H80ZM21 171H22V169H21ZM67 171V170H66ZM69 171V170H68ZM77 171V170H76ZM82 171V170H81ZM91 171V170H90ZM115 172H116V169L114 170ZM113 171V172H114ZM175 171V170H174ZM186 171V170H185ZM207 171V170H206ZM228 171V172H227ZM18 172V171H17ZM79 172V171H78ZM92 172V171H91ZM99 174H98V173ZM110 172H108L107 174H104V176L102 177L103 178V181H101L100 179H98V184H99V181H101L102 182V184H99V185H101L100 187H99V189H100V191H102V192H104V193H106V194H104V195H108L109 194V196H111V194H112V196H113V191H112V188H113V186H112V184H114L113 183V180H115L113 177H114V175H112ZM114 172V173H115ZM141 172V171H140ZM144 172V171H143ZM156 172V171H155ZM187 172H188V170H187ZM204 172V171H203ZM202 172V173H203ZM208 172V171H207ZM206 172V173H207ZM227 172V173H226ZM87 173V172H86ZM113 173V174H114ZM161 173V172H160ZM186 173V172H185ZM205 173V172H204ZM205 173V175H208L209 176V174H206ZM230 173V172H229ZM228 173V174H229ZM76 174V173H75ZM78 174V173H77ZM77 174H76V176H77ZM92 174V173H91ZM143 174V173H142ZM169 174V173H168ZM182 174H183V172H182ZM17 175V174H16ZM145 175V174H144ZM162 175H164V174H162ZM166 175V174H165ZM170 175V174H169ZM24 176V175H23ZM75 176V175H74ZM79 176V175H78ZM156 176H159L158 175V173H157V175ZM226 176V177H225ZM21 177V176H20ZM69 177H72L70 180H69ZM99 177V176H98ZM101 177V176H100ZM99 177V178H100ZM146 177V176H145ZM184 177V176H183ZM79 178V177H78ZM97 178V177H96ZM117 178V177H116ZM120 178V179H121ZM126 178V179H125ZM143 178H144V176H143ZM20 179V178H19ZM31 179H30V181H31ZM93 179H95V178H93ZM117 179H119V178H117ZM150 179V178H149ZM166 179V178H165ZM189 179V178H188ZM188 179H186V180H184V182L183 183H192V180H188ZM227 179H229V178H227ZM226 179V180H227ZM230 179H229V181H230ZM21 180V179H20ZM35 180V179H34ZM76 180V179H75ZM75 180L73 181V182H69L70 184H74V182H75ZM143 180H145V179H143ZM175 180V179H174ZM179 180V179H178ZM36 181V180H35ZM81 181H83V180H81ZM150 181H152V180H150ZM149 181V182H150ZM155 181V180H154ZM157 181H160V180H158V178H157ZM157 181H155V182H157ZM34 181H32V183H33ZM96 182V181H95ZM100 182V183H101ZM115 182V181H114ZM117 182V181H116ZM119 182V181H118ZM119 182V183H120ZM138 182V183H137ZM144 182V181H143ZM161 182V181H160ZM227 182V181H226ZM30 183V182H29ZM118 183V184H119ZM142 183V182H141ZM153 183V182H152ZM162 184H163V182H161ZM166 183H167V181H166ZM233 183H235V182H233ZM31 184V183H30ZM36 184V186H37V182L36 183H34V185ZM46 184V185H45ZM68 184V186H66ZM236 184H234V185H236ZM50 185V186H49ZM96 185V184H95ZM155 185V184H154ZM172 185H173V183H172ZM226 186H227V184H225ZM232 185V184H231ZM231 185H230V188H231ZM26 186V187H25ZM74 186V185H73ZM98 186V185H97ZM161 186V185H160ZM159 186V187H160ZM12 187H14V188H16V190H11V189H13ZM47 187V188H48ZM112 187V188H111ZM117 188H118V185L116 186ZM140 187H141V189H143L142 187L143 186H141L140 185ZM139 187V188H140ZM186 187V186H185ZM184 187V188H185ZM189 187H191V186H189ZM71 188V187H70ZM75 188V187H74ZM97 188V187H96ZM123 188V189H122ZM165 188V187H164ZM175 188V187H174ZM192 188V187H191ZM226 188H229L228 186L226 187ZM3 189V190H2ZM30 189V188H29ZM54 189V188H53ZM76 189V188H75ZM98 189V190H99ZM133 189V190H132ZM147 189V188H146ZM189 189V188H188ZM198 189V188H197ZM34 190V191H35ZM50 190V189H49ZM57 190V188L55 189V191ZM77 190V189H76ZM93 190V189H92ZM137 190V189H136ZM150 190V189H149ZM155 190V189H154ZM166 190V189H165ZM182 190V189H181ZM227 190V191H228ZM51 191H54V190H51ZM58 191V190H57ZM68 191V190H67ZM86 191V190H85ZM93 191H95V190H93ZM118 191V190H117ZM135 191V190H134ZM140 191H142V190H140ZM153 191V190H152ZM156 191V190H155ZM185 191V190H184ZM226 191V192H227ZM228 191V192H229ZM13 194H12V193ZM17 192V191H16ZM17 192V193H18ZM70 192V191H69ZM115 192V191H114ZM185 192V193H186ZM225 192V193H226ZM43 193V194H42ZM52 193V192H51ZM56 193V192H55ZM61 193V192H60ZM65 193V192H64ZM73 193V192H72ZM93 193V192H92ZM91 193V194H92ZM99 193V192H98ZM118 193V192H117ZM141 193V192H140ZM140 193H135V195L136 194H139L140 195ZM143 193V192H142ZM171 193H173V192H171ZM175 193V192H174ZM179 193H181V192H179ZM189 193V194H190ZM218 193H220V195L218 196ZM66 194H68V192L66 193ZM70 194H71V192H70ZM74 194H75V192H74ZM74 194H72V195H74ZM79 194H81V193H79ZM84 194H86V193H84ZM119 194V193H118ZM148 194V193H147ZM196 194V195H197ZM15 195V194H14ZM63 195V194H62ZM77 195V194H76ZM83 195V194H82ZM81 195V196H82ZM93 195V194H92ZM100 195H103V194H101L100 193ZM117 195V194H116ZM121 195H122V193H121ZM134 195V196H135ZM144 195H145V193H144ZM143 195V196H144ZM174 195V194H173ZM184 192H183V197H184ZM187 195V194H186ZM5 196V197H4ZM37 196H38V194H37ZM36 196V197H37ZM61 196V195H60ZM59 196V197H60ZM64 196V195H63ZM87 196H89V195H87ZM125 196H123V198L125 197ZM141 196V195H140ZM148 196H149V194H148ZM151 196V195H150ZM192 196V195H191ZM15 197V196H14ZM20 197V196H19ZM33 197V196H32ZM43 197H45L44 195H43ZM62 197V196H61ZM60 197V198H61ZM71 197V196H70ZM75 197V196H74ZM79 197H80V195H79ZM103 197V196H102ZM117 197V196H116ZM115 197V198H116ZM137 197H138V195H136V197H134V198H136V200H137ZM155 197V196H154ZM194 197V196H193ZM21 198V197H20ZM38 198H40V195H39V197ZM46 198V197H45ZM52 198V197H51ZM55 198V197H54ZM53 198V199H54ZM69 198V197H68ZM72 198V197H71ZM70 198V199H71ZM94 198V197H93ZM95 198H97V197H95ZM108 198V197H107ZM134 198H133V200H134ZM139 198V197H138ZM175 198V197H174ZM179 198V197H178ZM192 198V197H191ZM220 198V199H219ZM8 200H9V198H7ZM7 199H6V201H7ZM24 199H25V197H24ZM43 199V198H42ZM59 199V198H58ZM90 199V198H89ZM92 199V198H91ZM98 199V198H97ZM100 199V198H99ZM140 199V198H139ZM176 199V198H175ZM181 199H184V198H182L181 197ZM219 199V200H218ZM16 200V199H15ZM13 198H12V203H14L13 201H15ZM19 200V199H18ZM38 200V199H37ZM61 200V199H60ZM62 200H64V199H62ZM66 200V199H65ZM92 200H94V199H92ZM111 200V199H110ZM136 200H134V201H136ZM141 200V199H140ZM22 201V200H21ZM26 201V200H25ZM44 201V200H43ZM42 200L40 201V203L38 204L39 205V210L42 212H45L46 213V211H48V209H49V207L50 206H52V205H44L43 203H45V202H43ZM67 201V200H66ZM65 201V202H66ZM71 201H72V199H71ZM107 201V200H106ZM117 201V200H116ZM181 201V200H180ZM224 201H226V200H224ZM229 201V200H228ZM27 202V201H26ZM52 202H53V200H52ZM64 202V201H63ZM138 202H139V200H138ZM171 202H173V201H171ZM175 202V201H174ZM173 202V203H174ZM221 202H223V201H221ZM5 203H7L8 204V201L7 202H5ZM11 203V202H10ZM24 203V202H23ZM37 203V202H36ZM70 203V202H69ZM102 203V202H101ZM104 203V202H103ZM107 203V202H106ZM131 203H132V201H131ZM166 203V202H165ZM7 204H5L6 206H7ZM22 204V203H21ZM27 204V203H26ZM25 204V205H26ZM49 204V203H48ZM122 204H125L124 202H122ZM121 204V201H120V205L121 206H123ZM133 204H135V202H133ZM133 204H131V206L133 205ZM176 204V203H175ZM222 204H225L224 202L222 203ZM227 204V203H226ZM233 204V203H232ZM12 205V204H11ZM18 205V204H17ZM56 205V204H55ZM70 205V204H69ZM127 206V208L129 207V203L128 204H126ZM138 205V204H137ZM172 205V204H171ZM0 206H1V204H0ZM14 206V205H13ZM23 206V205H22ZM49 206V207H48ZM58 206V205H57ZM89 206V205H88ZM93 206V205H92ZM118 205H116V207H117ZM130 206V207H131ZM177 206V205H176ZM5 207V206H4ZM12 207V206H11ZM61 207V206H60ZM78 207H79V205H78ZM84 207V206H83ZM108 207V206H107ZM106 207V208H107ZM115 207V206H114ZM125 207V208H126ZM129 207V208H130ZM134 207H135V205L133 206V210H132V212L134 211ZM174 207V206H173ZM221 207V208H222ZM234 208H233V210L235 209V207L236 206H233ZM238 207V206H237ZM8 208V207H7ZM26 208V207H25ZM54 208V207H53ZM94 208V207H93ZM140 208V207H139ZM229 208V207H228ZM14 209V208H13ZM12 209V210H13ZM22 210H24L23 208H21ZM56 209V208H55ZM63 209V208H62ZM107 209H109V207L107 208ZM115 209V208H114ZM136 209V208H135ZM175 209V208H174ZM2 210V209H1ZM4 210V209H3ZM2 210V211H3ZM7 210H9V209H7ZM6 210V211H7ZM19 210V209H18ZM51 210V209H50ZM57 210V209H56ZM89 210V209H88ZM125 210V209H124ZM197 210H199L200 212H201V214L198 216V214H197ZM6 211H5V213H6ZM10 211V210H9ZM16 211V210H15ZM126 211H128V210H126ZM198 211V212H199ZM8 212V211H7ZM86 212V211H85ZM89 212V211H88ZM128 212H130V211H128ZM131 212V213H132ZM139 212V211H138ZM137 212V213H138ZM4 213V214H5ZM10 213V212H9ZM9 213H8V215H9ZM35 213V212H34ZM33 213V214H34ZM62 213V212H61ZM158 213V212H157ZM230 213V212H229ZM11 215H12V213H10ZM29 214V213H28ZM120 214V213H119ZM119 214H118V216H119ZM130 214V213H129ZM134 214V213H133ZM136 214V213H135ZM143 214V213H142ZM196 214H197V216H196ZM227 214V213H226ZM231 214H232V212H231ZM1 215V214H0ZM10 215V216H11ZM30 215V214H29ZM38 215V214H37ZM43 215V214H42ZM229 215V214H228ZM33 216V215H32ZM59 216V215H58ZM111 216V215H110ZM122 216V215H121ZM130 216V215H129ZM132 216V215H131ZM136 216V215H135ZM186 216L184 217L183 216V218H186ZM226 216L227 215H225V218H226ZM12 217V216H11ZM16 217H18V216H16ZM27 217V216H26ZM64 217V216H63ZM128 217V216H127ZM181 217V216H180ZM9 218V217H8ZM13 218V217H12ZM60 218V217H59ZM138 218H139V216H138ZM140 218H142V217H140ZM183 218L181 219L182 221H183ZM227 218V219H228ZM32 219V218H31ZM144 219V218H143ZM142 219V220H143ZM230 219V220H231ZM148 220V219H147ZM224 220V221H223ZM229 220V219H228ZM112 221V220H111ZM140 221V220H139ZM1 222V221H0ZM3 222V221H2ZM63 222V221H62ZM67 222V221H66ZM129 222H131V221H129ZM250 222H248V224L250 223ZM4 223V222H3ZM6 224L8 223L7 222V220H6V222H5ZM5 223H4V225H5ZM61 223V222H60ZM132 223V222H131ZM143 223V222H142ZM10 224V223H9ZM67 224V223H66ZM128 224V223H127ZM133 224V223H132ZM131 224V225H132ZM181 224V225H182ZM236 224V225H235ZM251 224V223H250ZM59 225V224H58ZM61 225V224H60ZM143 225V224H142ZM148 225V224H147ZM150 225V224H149ZM180 225V226H181ZM252 225V224H251ZM15 226V225H14ZM123 226V225H122ZM127 226V225H126ZM182 226H184V225H182ZM186 226H187V224H186ZM185 226V227H186ZM254 227H255V225H253ZM11 227H13V226H11ZM60 227V226H59ZM120 227V226H119ZM131 227V226H130ZM252 227V226H251ZM1 228V227H0ZM56 228V227H55ZM72 228V227H71ZM122 228V227H121ZM142 228V227H141ZM144 228V227H143ZM241 228V229H242ZM256 228V227H255ZM262 228V227H261ZM5 229V228H4ZM66 229V228H65ZM123 229V228H122ZM184 229H186V228H184ZM1 230V229H0ZM53 230H54V228H53ZM61 230V229H60ZM68 230H70V229H68ZM230 230H229V232H230ZM257 230V229H256ZM264 230V229H263ZM262 230V231H263ZM55 231V230H54ZM240 231V230H239ZM247 231V230H246ZM258 231V230H257ZM260 231H261V229H260ZM67 232V231H66ZM232 232V231H231ZM243 232H244V230H243ZM242 232V233H243ZM264 232V231H263ZM263 232H261L262 234H263ZM2 233V232H1ZM68 233V232H67ZM235 233V232H234ZM241 232L239 233V234H242ZM4 234V233H3ZM221 234V233H220ZM227 234V233H226ZM236 234V233H235ZM238 234V232H237V235H239ZM245 234H247V232L245 233ZM245 234H244V236H245ZM5 235V234H4ZM8 235V234H7ZM185 235V234H184ZM219 235V234H218ZM264 235V234H263ZM6 236V235H5ZM58 236H60V233L58 234ZM222 236V235H221ZM241 236H243V235H241ZM60 237H62V235L60 236ZM75 237V236H74ZM210 237H208L209 239H210ZM82 238H84L83 236H82ZM81 238V239H82ZM212 238V239H213ZM1 239V238H0ZM67 239V238H66ZM70 239V238H69ZM150 239V238H149ZM188 239H190V238H188ZM187 239V241H189ZM5 240V239H4ZM62 240V239H61ZM92 240V239H91ZM191 240V239H190ZM257 240V239H256ZM7 241V240H6ZM57 241V240H56ZM55 241V242H56ZM64 241V240H63ZM82 241V240H81ZM84 241V243H85V240H83ZM82 241V242H83ZM199 241V240H198ZM57 242H59V241H57ZM62 242V241H61ZM79 242V241H78ZM89 242V241H88ZM213 242V241H212ZM4 243H5V241H4ZM64 243V242H63ZM196 243V242H195ZM62 243H60V245H61ZM83 244V243H82ZM86 244H88V243H86ZM193 244H194V242H193ZM210 244V243H209ZM68 245V244H67ZM77 246V245H76ZM75 246V247H76ZM81 246V245H80ZM82 247V246H81ZM85 247V246H84ZM83 248V247H82ZM187 248V247H186ZM193 248V247H192ZM64 249H66V248H64ZM98 249V248H97ZM103 249V248H102ZM202 249V248H201ZM207 249V248H206ZM55 250V249H54ZM59 250V249H58ZM61 251H63V250H61ZM77 251V250H76ZM80 251V250H79ZM199 251V250H198ZM88 252H89V250H88ZM83 254H84V252H82ZM85 253H87V251L85 252ZM96 253V252H95ZM51 254V253H50ZM61 254V253H60ZM59 253H58V255L56 256V257H54V259L51 261V263L50 264H67V263H65L64 262V259L62 258V255H60ZM79 254V253H78ZM83 254H80L82 257L84 256ZM104 254V253H103ZM47 256V255H46ZM66 256V255H65ZM87 256H88V254H87ZM105 256V255H104ZM49 257V256H48ZM80 257V256H79ZM61 258V259H60ZM87 258V257H86ZM96 258V257H95ZM102 258V257H101ZM63 259V260H62ZM100 259V258H99ZM98 259V260H99ZM192 259V258H191ZM27 260V259H26ZM70 260V259H69ZM76 260V259H75ZM82 258H78V260L76 261V262H71L70 264H83V263H85L84 261L85 260H83ZM66 261V260H65ZM71 261V260H70ZM200 261V260H199ZM26 262V261H25ZM104 262V261H103ZM87 263V262H86ZM85 263V264H86ZM90 263V262H89ZM97 263H100V262H97ZM197 263V262H196ZM34 264V263H33ZM101 264V263H100ZM186 264V263H185Z\"/></svg>",
    "mask_w": 264,
    "mask_h": 264
}]
</instances>
